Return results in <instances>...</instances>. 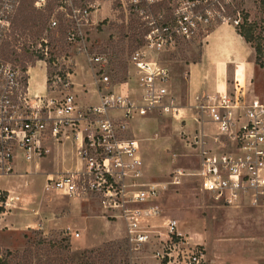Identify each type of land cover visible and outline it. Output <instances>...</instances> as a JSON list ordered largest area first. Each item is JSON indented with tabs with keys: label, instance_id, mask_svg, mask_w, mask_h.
I'll return each mask as SVG.
<instances>
[{
	"label": "built area",
	"instance_id": "1",
	"mask_svg": "<svg viewBox=\"0 0 264 264\" xmlns=\"http://www.w3.org/2000/svg\"><path fill=\"white\" fill-rule=\"evenodd\" d=\"M22 1L0 0V177L14 173L16 159H41L48 153L47 142L71 141L81 168L48 175L44 191L98 199L108 218L124 222L130 244L137 248L157 240V264H205L204 250L189 243L176 219L161 214L157 201L166 183L141 181L144 167L139 140L127 133L131 120L154 111L185 118L163 56L198 36L207 24L226 21L232 0H107L108 9L123 14L125 23L135 17L144 34L128 55L126 80L109 79L108 54H86L98 91V102L87 105H79L68 91L69 72L56 71V58L36 62H43L47 77L48 68L54 69L53 83L67 91L60 97L48 96L47 91L31 94V65L3 56L2 46L14 29ZM58 1L55 12L65 17L70 43L81 34L83 19L87 21L98 8L89 2L78 7L73 0ZM47 2L32 0L39 10H45ZM56 25L52 16L48 27ZM42 53L48 54L47 50ZM192 108L198 132L187 138L197 165L173 171L167 183L178 184L189 176L221 205L233 207L242 201L257 205L264 196V100L235 78L231 91L202 93ZM6 204L7 196L0 189V207ZM154 218L163 219L164 231L151 225ZM64 233L79 235L77 231Z\"/></svg>",
	"mask_w": 264,
	"mask_h": 264
},
{
	"label": "rangeland",
	"instance_id": "2",
	"mask_svg": "<svg viewBox=\"0 0 264 264\" xmlns=\"http://www.w3.org/2000/svg\"><path fill=\"white\" fill-rule=\"evenodd\" d=\"M81 1L84 4L94 3L98 9L92 12L87 21L83 19L81 34H78L69 45L64 43L66 41L64 35L62 36L58 30L50 29L48 24L46 30L42 32V39H45L46 43L36 38L34 34H21L18 12L15 16L14 29L2 46L3 56L19 65L34 66L36 70H39L42 64L39 61L38 66L36 60L56 58L55 61L58 63L56 71L59 69L68 71L69 75L65 78L70 82L69 77L73 73L76 77L78 74V80L83 79V73L89 68L87 53H106L111 60L109 79L112 82L126 80L128 55L139 45L138 39L132 37V31L128 30L130 24L124 22L123 14L108 9L107 0ZM232 2L233 9L222 23H228L238 31L244 30L243 17L246 14L248 21L257 22L254 36L259 37V42L264 47V1L232 0ZM52 7L56 10L55 4ZM220 23L207 24L198 36L182 42L177 49L163 56L170 68L172 88L180 106L186 105L184 89L186 66L190 61L199 58L206 34ZM46 50L48 54L43 55L42 52ZM31 52L35 57L43 55V58L31 62L27 57ZM250 58L254 59L252 48ZM48 69L47 95L60 97L67 91L53 83L54 69L51 66ZM237 77L243 84L241 70L238 71ZM71 86L70 84L68 91L72 92ZM244 87L264 100V68L255 66L250 83H246ZM180 113L181 116L186 115L183 114L184 110ZM187 115L190 117V114ZM187 117L173 118L154 111L144 118L136 117L130 121L132 128L127 135L137 138L140 144V156L144 167L141 181L166 183L157 201L161 214L176 219L179 231L188 237L189 243H196L204 250L205 264H264V197L257 205L242 204L229 207L221 205L201 191L193 177L184 176L178 184L167 183L171 180L173 171L192 170L197 165V157L187 138L192 135L191 131L184 128ZM186 124L189 126L191 123L187 121ZM89 199L98 203V199L94 197ZM116 221L120 231V236L116 239L104 240L103 236L96 239L86 233L81 235L78 229H76L80 235L78 238L66 235L64 231L55 228L47 229L46 233L35 228L8 229L0 231V246L20 252L25 247H30L35 251L34 243L40 239L42 241L38 245L40 255L35 259L39 257L45 259L54 254L53 241H59L65 246L61 248V256L71 255L76 262L83 258L85 249L101 248L107 250L106 256L103 258L97 256L94 264H157L154 258V252L159 247L157 240L154 239L152 243L136 248L126 239L124 222ZM111 223L114 225V222ZM151 225L159 231H164L162 218L152 219ZM98 227L102 232L108 230V224ZM27 239H30V242Z\"/></svg>",
	"mask_w": 264,
	"mask_h": 264
},
{
	"label": "crops",
	"instance_id": "3",
	"mask_svg": "<svg viewBox=\"0 0 264 264\" xmlns=\"http://www.w3.org/2000/svg\"><path fill=\"white\" fill-rule=\"evenodd\" d=\"M251 48L228 23H220L206 34L199 58L186 66V105L182 110L186 114L184 117L190 114L185 119L184 128L191 131V134L198 132V125L191 118L196 96L205 92L216 94L224 90L231 91L234 79L239 81L237 75L240 70L243 84L239 83L243 87L250 83L256 66L254 59L250 58ZM33 67L29 68V91L31 94H44L48 84L44 64H40L39 70ZM69 80L79 105L98 102L97 86L90 68L83 73V79L78 80V74L76 77L73 73ZM187 121L191 123L189 126ZM212 129L211 126L208 127V130ZM47 147L48 153L41 159L35 158L30 162L16 159L14 173L0 177V189L7 196V204L0 207V231L35 228L46 233L50 228L64 232H75L78 229L81 235L86 233L96 239L102 236L104 240L118 238L120 231L117 219L108 220L99 203L90 201V197H72L44 191L43 184L48 175L72 171L82 166L71 141H49ZM242 204L253 206L248 201H242L239 205ZM106 224L108 230L102 232L98 226ZM78 237L80 235L76 238Z\"/></svg>",
	"mask_w": 264,
	"mask_h": 264
},
{
	"label": "trees",
	"instance_id": "4",
	"mask_svg": "<svg viewBox=\"0 0 264 264\" xmlns=\"http://www.w3.org/2000/svg\"><path fill=\"white\" fill-rule=\"evenodd\" d=\"M264 1V0H263ZM261 2V1H260ZM73 3L78 7H83L85 4L78 2L77 0H73ZM53 4L57 7L60 5L58 0H48L45 10L36 9L33 6L32 0H23L20 5L19 14H20V33L34 34L36 38L42 39V32L46 30V24H48L49 19L54 16L57 19V25L54 28L56 31L58 30L62 36L65 37L66 45H69L67 41V30L68 27L65 25L64 19L65 17L60 13L55 12L52 7ZM233 9V2L227 6L228 16L230 11ZM48 13V15H45ZM232 13V12H231ZM17 15V14H16ZM50 16V17H49ZM61 17V18H59ZM244 30H236L238 34H240L243 39L250 44L252 49L254 50V64L259 68H264V47L261 46L259 42V37L254 36V30L256 29L257 22L256 21H248V16L244 14ZM130 25L128 26V30L132 31V37L135 36V39H138V43L140 44L144 31L141 28L140 22L133 16L129 18ZM139 35L136 36V34ZM258 40V41H257ZM51 41V40H50ZM55 46V44H53ZM29 61L33 62L36 59H42L43 55L35 57L34 53L31 52L27 56ZM54 59V58H53ZM0 210H2L0 208ZM27 237V235L24 234ZM28 238V237H27ZM30 242V239H27ZM34 242V241H33ZM42 241L38 239L35 241L36 250L33 251L30 247H25L21 252L20 250L12 251L7 247L0 246V264H94L96 257L103 258L106 256L107 250H103L101 248L97 249H85L83 251L82 259L80 262H76L71 255H66V257L61 256V248H65L62 246L61 242L53 241L55 245L54 254L52 253L45 259L39 257V259H35V257L40 255V247L38 246ZM52 246V245H49ZM110 246V245H109ZM51 248V247H50ZM48 248V250H51ZM108 249V247H107ZM95 253V254H93ZM93 254V255H92ZM98 258V259H99Z\"/></svg>",
	"mask_w": 264,
	"mask_h": 264
}]
</instances>
